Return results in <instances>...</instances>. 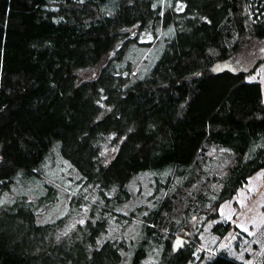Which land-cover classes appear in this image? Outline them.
<instances>
[{"label": "trees", "instance_id": "trees-1", "mask_svg": "<svg viewBox=\"0 0 264 264\" xmlns=\"http://www.w3.org/2000/svg\"><path fill=\"white\" fill-rule=\"evenodd\" d=\"M262 61L264 0H0V264L193 261L264 169Z\"/></svg>", "mask_w": 264, "mask_h": 264}, {"label": "rangeland", "instance_id": "rangeland-1", "mask_svg": "<svg viewBox=\"0 0 264 264\" xmlns=\"http://www.w3.org/2000/svg\"><path fill=\"white\" fill-rule=\"evenodd\" d=\"M247 78L260 82L264 104V61ZM68 195L69 193L56 204L57 208H54L56 205L53 209L51 207L52 213L45 214V218L53 217L56 211L61 214ZM216 213L215 220L207 219L205 212L192 213L186 229L178 234V239L174 242L175 249L187 244L194 247L195 258L187 264H200L202 259L199 260V255L207 258L218 251H223L243 264H264V169L251 174L230 199L218 205ZM216 221L230 223V228L221 237L210 231ZM73 223L74 220L70 219L69 224ZM193 235L197 237L194 244L191 243Z\"/></svg>", "mask_w": 264, "mask_h": 264}, {"label": "water", "instance_id": "water-1", "mask_svg": "<svg viewBox=\"0 0 264 264\" xmlns=\"http://www.w3.org/2000/svg\"><path fill=\"white\" fill-rule=\"evenodd\" d=\"M177 239H178V236H176V237L174 238L173 243L176 242L175 240H177Z\"/></svg>", "mask_w": 264, "mask_h": 264}]
</instances>
